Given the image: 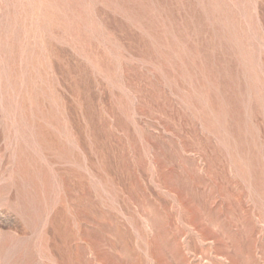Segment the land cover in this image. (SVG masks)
<instances>
[{"label": "rangeland", "instance_id": "1", "mask_svg": "<svg viewBox=\"0 0 264 264\" xmlns=\"http://www.w3.org/2000/svg\"><path fill=\"white\" fill-rule=\"evenodd\" d=\"M0 264H264V0H0Z\"/></svg>", "mask_w": 264, "mask_h": 264}]
</instances>
